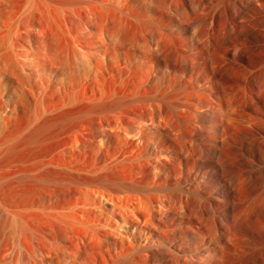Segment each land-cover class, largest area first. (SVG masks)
Wrapping results in <instances>:
<instances>
[{
	"label": "rangeland",
	"instance_id": "1",
	"mask_svg": "<svg viewBox=\"0 0 264 264\" xmlns=\"http://www.w3.org/2000/svg\"><path fill=\"white\" fill-rule=\"evenodd\" d=\"M15 218L45 264H264V0H0V264Z\"/></svg>",
	"mask_w": 264,
	"mask_h": 264
},
{
	"label": "bare ground",
	"instance_id": "2",
	"mask_svg": "<svg viewBox=\"0 0 264 264\" xmlns=\"http://www.w3.org/2000/svg\"><path fill=\"white\" fill-rule=\"evenodd\" d=\"M125 137H128V135L127 136H125ZM136 140H137V142H138V145H140V146H144V147H146V145H147V141H146V138H145V134H139L137 137H136ZM134 185V184H133ZM122 186V185H121ZM124 186V188L126 187L125 185H123ZM128 186V185H127ZM88 187V186H87ZM92 188H94V186H91ZM91 187H89V188H91ZM96 188L98 187V186H95ZM89 188H87V190L89 189ZM91 188V189H92ZM101 188V187H100ZM123 188V187H122ZM86 190V189H85ZM90 190V189H89ZM93 190V189H92ZM98 190H99V192H98ZM118 190V189H117ZM122 190V189H121ZM125 190H126V188H125ZM128 190H133V193H134V187H130L129 186V188H128ZM138 190V189H137ZM91 191V190H90ZM89 191V192H90ZM105 190H102V192H101V190L100 189H95V190H93V191H91V192H98L99 193V195H103L104 196V192ZM118 191H120V190H118ZM117 191V192H118ZM107 192H109V191H106V193ZM125 192V191H124ZM121 192V194H123L122 196H118V194H119V192L117 193V195L116 196H118V197H116L115 196V194H114V196L115 197H112L113 199L114 198H117L118 200H116L117 202H115L112 198L111 199H109V202L111 201V200H113L114 202L112 203L111 202V205H112V209H117L116 211H117V213H118V217L120 218V219H122L123 220V216L125 215L124 214V212H125V209L126 208H128L129 210H130V208L129 207H126L125 209L124 208H122V204H123V202H124V200H126L127 201V199H129L130 200V197H132V195H131V193H129V191H128V193L127 192ZM136 192V194L137 195H139L138 193H137V191H135ZM105 193V194H106ZM109 193H111V192H109ZM109 193L108 194H106L104 197H106V196H108L109 198H110V195H109ZM93 194V193H92ZM97 194V193H96ZM95 193H94V195H96ZM120 194V195H121ZM111 195L113 196V194L111 193ZM123 200V201H122ZM121 201H122V204H121ZM129 203H127L126 202V205H128ZM85 205V207H86V204H84ZM123 205H125V204H123ZM125 205V206H126ZM125 206H123V207H125ZM129 206V205H128ZM121 207V208H120ZM122 209H124V210H122ZM128 209H126L127 210V212H128ZM82 210H83V208H82ZM113 210V211H114ZM131 211V210H130ZM123 212V213H122ZM128 213H130V212H128ZM132 213V212H131ZM124 214V215H123ZM127 214V213H126ZM15 216V215H14ZM20 221H18V219H14V221H13V225L14 226H16L17 228H18V225H20V227L19 228H22V232L23 233H21V234H26L27 232H29L28 230H27V232H26V227L24 228V226H22L21 227V225H23V224H20L19 223ZM12 225V226H13ZM1 226V225H0ZM1 228V227H0ZM16 228V229H17ZM16 229H14V230H16ZM12 230H13V228H12ZM18 230V229H17ZM19 231H21V229L19 230ZM20 233V232H19ZM16 234V233H15ZM24 234V235H25ZM28 236H29V238H30V241L28 242L26 239H24V240H26L27 241V243L26 244H28V246L26 245H23V247L25 246L26 248H25V250H20V254H22V255H24L23 256V258L25 257L26 258V260H28V262L30 263V264H45L46 263V260H47V257H48V255H47V252L48 251H44L43 249H42V247H41V245H40V242H39V238H37V236H31V234L30 233H28ZM27 236V234H26V238L28 237ZM23 237V236H22ZM10 238V237H9ZM25 238V237H24ZM29 238H28V240H29ZM22 242V241H21ZM33 242H35V243H33ZM72 245V244H71ZM21 246V245H20ZM19 246V247H20ZM22 247V246H21ZM64 249H66L67 251L69 250L68 248H71V247H67V246H64L63 247ZM4 252H5V250H4ZM6 252H8V251H6ZM72 251H69V253H70V255H72V253H71ZM16 253V252H15ZM2 254H6V253H2ZM19 254V256H21ZM7 255V254H6ZM1 257V256H0ZM14 257V256H13ZM7 258V257H6ZM15 258H17L16 257V255H15ZM20 259H22V257L20 258ZM1 262H3V264H4V262L5 261H2V258H1ZM7 262H9V261H7ZM18 262V260H16V262H15V264ZM6 263V262H5ZM12 263H13V260H12ZM9 264H10V262H9ZM23 264V263H22Z\"/></svg>",
	"mask_w": 264,
	"mask_h": 264
}]
</instances>
